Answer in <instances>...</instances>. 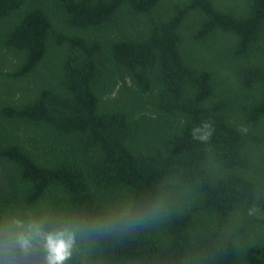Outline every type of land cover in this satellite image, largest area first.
<instances>
[{"label":"trees","instance_id":"16d2710c","mask_svg":"<svg viewBox=\"0 0 264 264\" xmlns=\"http://www.w3.org/2000/svg\"><path fill=\"white\" fill-rule=\"evenodd\" d=\"M30 223L65 264H264V0H0V264H46L5 254Z\"/></svg>","mask_w":264,"mask_h":264},{"label":"clouds","instance_id":"9594fccd","mask_svg":"<svg viewBox=\"0 0 264 264\" xmlns=\"http://www.w3.org/2000/svg\"><path fill=\"white\" fill-rule=\"evenodd\" d=\"M205 127H210L208 124ZM211 135L208 132L205 136L200 137L201 140H206ZM18 227H23L17 222ZM6 242L4 245L5 254H10L11 247H19L27 250L32 247L33 240L39 239L42 241V247L46 250V264H65L71 255L75 244V233L65 228L62 231L45 232L41 224L30 223L27 230L16 234L14 237L11 233H6ZM11 264V262H10Z\"/></svg>","mask_w":264,"mask_h":264}]
</instances>
